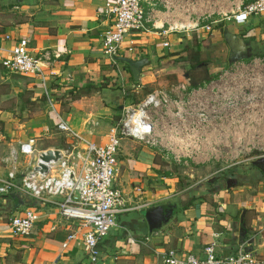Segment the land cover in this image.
Wrapping results in <instances>:
<instances>
[{
    "label": "crops",
    "instance_id": "obj_1",
    "mask_svg": "<svg viewBox=\"0 0 264 264\" xmlns=\"http://www.w3.org/2000/svg\"><path fill=\"white\" fill-rule=\"evenodd\" d=\"M24 1L26 2L13 6L14 10H18V15H23V21L11 20L8 24L0 25V61L17 38H26L30 50H49L58 56L52 60V68L58 73V79L49 84L50 97L54 92H79L80 100L77 105L80 106L77 107L76 115L65 116L59 109L60 105L51 97L55 112L86 140L98 145L105 143L112 127V95L120 94V89L138 91L139 84L145 83L142 81L151 83L155 77L151 67L157 63L158 58H162V61H174L178 56H172L173 54L188 45H197L202 53L201 60H205L211 52L201 51L206 36L194 33L190 36L189 32L205 31L202 29L204 25L218 29L230 26H234L232 29L245 28L247 32L242 39L247 56L249 48L244 40L246 36L252 32L255 34L256 27H259L260 39H264V13L243 23L235 24L224 20V15L238 13L237 7L242 0H169L167 10L162 6L157 8L160 12L157 26L162 24L167 29L168 25H172L178 29L183 28L184 33H170L166 37L154 33L127 36L125 42L132 41L135 49L131 53L122 50L118 57L134 60L149 58L151 61L148 71L145 73L143 69L139 80L135 82L125 63L110 59L102 51V36L109 25V21L102 16L106 0ZM195 26L197 27L194 28ZM5 36H10L12 40H5ZM164 42H168V48H163ZM211 43H215L214 40ZM158 67L161 68L157 65L154 68ZM140 85L145 88L144 84ZM93 88L101 93L105 101L104 107H90L85 91ZM8 89L14 93L16 100H20V111L30 101L32 103L43 96V90L35 79L7 74L0 67V137L3 138L0 141L2 147L6 148L3 155L11 144L35 137L36 130L40 133L45 130L50 132L55 124V118L49 112L46 119L44 116L39 119L37 115L21 120L13 117L11 109L6 106V99L11 96ZM124 99L125 104L129 103L130 98ZM47 108L49 111L48 106ZM102 111L109 113L102 116ZM89 118L96 119L97 124L103 127L100 132L97 127L89 126ZM123 144L133 147L136 143L123 140ZM49 148L51 147L44 149ZM125 152L123 151L125 156L118 153L117 186L133 198V189L140 187L142 199L150 207L134 211L138 215L136 224H132L134 220L126 219L118 227L119 230L117 228L103 238L99 245L102 264H162L161 253L167 249L187 251L201 257L203 249L209 243L215 244L218 255L234 254L238 246H244L255 258L264 259V175L263 179L245 175L238 181L231 179L230 184L221 183L220 188L212 194L211 204L196 199L191 208L179 213L158 230L150 231L144 225V210L170 204L165 202L171 199L175 191L174 184L167 177L155 174L159 167L154 161L156 155L152 150L144 147L142 150L129 152L127 149ZM2 173L3 170L0 169V174ZM185 173L192 175L191 172ZM6 197H0V205L9 208L11 215L26 207L34 208L37 211V222L29 237L14 238L7 225L11 215L7 216L8 219L0 218V264H87L81 246V230L74 240H66L72 228L67 220L57 214L56 209L49 205L41 206L32 199L20 196L23 205L12 211L15 201ZM52 225L56 227L54 231L50 230ZM76 230L74 227L72 231Z\"/></svg>",
    "mask_w": 264,
    "mask_h": 264
},
{
    "label": "built area",
    "instance_id": "obj_2",
    "mask_svg": "<svg viewBox=\"0 0 264 264\" xmlns=\"http://www.w3.org/2000/svg\"><path fill=\"white\" fill-rule=\"evenodd\" d=\"M168 5L169 0H106L102 16L109 25L102 36L103 53L114 60L122 50L133 52V42H125V38L133 34L154 33L166 37L170 33L184 32L183 28L172 25L167 29L162 24L157 26L160 20L157 8L162 6L167 10ZM237 11L236 16L224 15V20L229 22L233 18L236 23H243L262 15L264 0H242ZM202 29L209 31L211 27L204 25ZM5 40L12 39L5 36ZM13 42L0 61V67L7 74L35 79L55 115L53 128L64 137L65 146L38 149L36 137L11 144L7 153L0 157V169L3 170L0 197L16 193L41 206L56 209L72 228L66 240H74L81 230V246L87 264H102L99 245L118 227V216L150 207L142 199L140 187L133 189V198L116 184L118 153L123 140L146 147L155 155L171 156L177 164H187L189 159L211 154L208 130L213 116L220 121L235 119L247 128L264 127V58L254 57L241 64L243 72L237 67L230 68L216 81L190 89L184 84L172 87L171 91L160 88L149 92L138 104L127 103L120 118L109 129L105 143L95 144L55 112L49 84L58 79V73L52 68V60L58 56L49 50H30L26 38H17ZM162 46L168 48L169 44L164 42ZM219 82L223 91L218 102L215 93ZM43 133L47 134L49 130ZM48 150H57L59 160L45 164L46 173L35 172L42 164L40 155ZM36 222L37 211L26 207L12 214L7 225L12 237L27 238L33 233ZM74 227L76 231H72ZM55 229L52 225L50 230ZM161 259L162 264H264V259L255 258L244 246H238L234 254L218 255L214 243L203 249L201 257L167 249L161 253Z\"/></svg>",
    "mask_w": 264,
    "mask_h": 264
},
{
    "label": "rangeland",
    "instance_id": "obj_3",
    "mask_svg": "<svg viewBox=\"0 0 264 264\" xmlns=\"http://www.w3.org/2000/svg\"><path fill=\"white\" fill-rule=\"evenodd\" d=\"M11 3L17 5L18 2L17 0H0V25L2 23L8 24V22L11 20L23 21L22 19L23 15H18L16 13L18 10H14L15 7L10 8L8 6ZM234 15H229V17H232ZM230 19L231 22H234L236 24L235 19L233 18ZM232 27L234 28V26H230L227 29L225 28L222 29L221 27H219L218 29V27H215V28H211L209 31L194 32L193 30V32H189L190 36H192L193 33L197 35L204 34L206 36L203 44L205 45V48H203L202 45L201 51H205V52H207V50L211 51L209 52L210 56L208 55L205 57V60H202L203 62H205L204 66L198 67L194 71H190V73L193 75V77L196 80L206 77H212L210 81L211 80L216 81L219 79V76L223 72L229 70L230 68L237 67L239 72H243L242 68L240 67L242 63L246 64L249 61V59L258 57L260 55H264V39H260L261 30L257 29V32L255 34L252 32L249 35H247L246 38L244 39L249 48L248 56L233 62L231 65L228 64V61L226 60L228 49L226 47L224 34L228 32L236 35L237 37L242 38V36L245 35V32H247L245 28L237 29L235 27V29H232ZM177 33H184V32H177ZM212 40H214L215 43H211ZM192 43L193 42H191V44ZM188 44H190V41H188ZM188 47H192V46L188 45ZM233 64H235L234 67L232 66ZM171 66L177 71L190 70L189 68L190 66L188 65V63L185 62V60L176 59L173 61V64ZM147 68L148 67L143 68L145 73L146 71H148ZM166 74L167 71L165 69L158 67L156 69V73L154 74L155 77L151 83H146L147 81H142L145 83H140L139 81L140 84L145 85V88H142L141 87L142 85L139 84L140 88L138 89V91L129 89L128 91L125 90L123 92V90L120 89V94L118 93L117 95L113 94L112 95L113 106L110 113V116L112 117V125H114L115 122L118 120V118H120L121 116V110L126 105L124 103L125 102L124 97L127 96V94H129V98H130L128 100L129 104L135 105L143 100V98L146 96L147 91L152 92L160 88H164L166 89V91H171L172 87H174L170 84L172 77ZM8 87H10V85ZM217 87L218 90L217 93H215V95L217 96V100L219 102L222 96L221 92L223 91L220 82L217 83ZM231 90L233 91L232 87ZM132 91L133 93H131ZM180 93L183 94L182 91H180ZM10 95L11 96H8L6 99V106L11 109V114H13V117H17L21 120V119H30L31 116L37 115L39 119L43 116L45 117L43 118L46 119L47 114L49 112L55 118L54 113H52L50 109L49 111L46 110L48 108L46 106L45 98L43 99L40 96V98L42 99L40 102L37 103L33 101L32 106H30L29 104L25 106L23 105L24 106L22 107L23 111L22 110L20 111L19 108L20 100H16V98L14 97V93H11ZM79 95H80L79 92H70V93L54 92V94L51 97L54 99L56 103L60 105L59 109L61 113L67 116V114L76 115V113H78L76 111H78L77 107L80 106L77 105L78 103L77 101L80 100ZM85 95L88 98L90 107L96 108L105 105V101H103V97L101 93H98L97 88L87 89L85 91ZM102 113L103 116L104 113H109V112L102 111ZM90 118L88 120L89 126L97 127L96 129L98 130V132H100L103 127L97 124L96 119H90ZM53 129L54 128H52V131H50L47 134H44L43 132L40 133V131L38 130H36L37 132L36 131L34 132L35 137L38 139L36 143L37 144L36 147L38 149H44L46 147H51V148L64 147L65 139L62 136L56 134L55 129L54 130ZM1 131L2 128H0V132ZM256 136H260L259 139H254L256 138ZM208 137L210 138L209 142L212 151L211 154L208 155L207 157L204 158L201 157L200 159L195 157L193 159L187 160V164H177L171 156H167V157H162L160 155L155 156L154 161L159 167L158 172L155 171V174L157 173L158 177H163V176L167 177L169 179V182H173L174 184L175 191L173 192L171 199L165 203L171 204L173 202H179V200L181 202L182 201L186 202L190 198L199 199L203 196H209V194L214 193L218 188H220L219 186H221L220 185L221 183L226 185L227 183L231 182L230 180L233 178L235 179V181L242 179V177H245V175H252L253 177L251 178L254 177L262 178V173L260 172L261 170L258 168V164L264 161V140H263L264 127L247 128L244 126H240L235 119L234 120L222 119L220 121L217 118H215V116H213L211 125L208 130ZM1 140H3V138H1ZM1 142L2 141H0V156L3 155V153L6 150L5 146L2 147ZM125 146H126V150L128 149L129 152L132 150L137 151L144 149L143 146L138 144H134L133 147H130L127 144H123L121 145L122 149L120 150L122 151L121 153L124 156L125 154L123 153V151L124 152L126 151L124 150ZM121 153L119 152V154ZM119 159H121V157H119ZM185 172H191L192 175L190 176ZM9 215H11L10 209L6 208V206L4 208L2 207V205H0V218L8 219L7 216ZM126 219L127 220L132 219L134 220L132 224H136L135 220L138 219L137 212L118 216L117 226L121 227L122 223ZM144 225L146 228L147 227L146 222H144ZM119 229L120 228H118V230ZM114 230H112V232ZM112 232L110 231V233Z\"/></svg>",
    "mask_w": 264,
    "mask_h": 264
},
{
    "label": "trees",
    "instance_id": "obj_4",
    "mask_svg": "<svg viewBox=\"0 0 264 264\" xmlns=\"http://www.w3.org/2000/svg\"><path fill=\"white\" fill-rule=\"evenodd\" d=\"M15 4H9L8 6L10 8H12ZM257 29H259V27H256L255 31L257 32ZM178 56V59L180 60H185L186 63H188V65L190 66V70H183V71H177L176 69L172 68V64L173 61H162V58H158L157 59V63L153 64L154 66L151 67L152 72L155 74L156 73V65L157 66H161V68L167 70V69H172V72H167L166 75L172 77L171 79V85L172 86H176L178 84H184L186 85L189 89L190 88H194L197 87L198 85H201L204 82H208L210 81V79L212 77H206V78H201V79H195L193 77V75L190 73V71H194L196 70L198 67L204 66L205 62H203L201 60L202 58V53L197 49V45H192V47H184L180 52H178L177 54H173L172 56ZM258 57H262L264 58V55H260ZM155 67V68H154ZM186 75V76H185ZM209 78V79H208ZM147 93H149V91H147ZM146 93V94H147ZM126 98H129V94H127V96H125ZM41 98H45V96H41ZM41 98H37L35 99V102H40L42 99ZM46 99V98H45ZM29 103V102H28ZM31 103V101H30ZM29 103V104H30ZM33 103V102H32ZM31 103V105H32ZM118 118V117H117ZM119 119V118H118ZM258 182V180L256 181V183ZM212 194H209V196H203L197 200H205L208 203H212ZM6 197V196H5ZM6 198H11L14 199L15 204L12 207V211H16L21 205H23V201L20 198L19 194L16 193H12L7 195ZM195 198H190L188 199L186 202L184 201H180L179 202H173L171 204H165L162 205V207L165 208H169V210L172 211L170 217H169V221L171 219H173L175 216H177L179 213L185 211L186 209H189L193 206V203L196 201ZM31 205V204H30ZM146 210H144L145 212ZM165 225V224H164Z\"/></svg>",
    "mask_w": 264,
    "mask_h": 264
},
{
    "label": "water",
    "instance_id": "obj_5",
    "mask_svg": "<svg viewBox=\"0 0 264 264\" xmlns=\"http://www.w3.org/2000/svg\"><path fill=\"white\" fill-rule=\"evenodd\" d=\"M19 4H22L23 2H26L24 0H17ZM225 40H232V43H228V47L230 49V57L228 59V64H232L233 62L242 59L240 56L244 52H246V46L242 38L237 37L234 34L231 33H225L224 34ZM114 60L121 61L125 63L130 70V73L132 75V78L135 82H137L142 74V70L145 67L150 66L151 61L149 58H141V59H131L126 57H115ZM59 152L57 150H54L51 152L50 150L46 151V153L40 155V160L42 161V164H40L38 167L35 168V172L40 173H46L47 168L45 164L49 162H57L59 160ZM264 162V161H263ZM172 211H164L163 207L161 205L155 206L149 210H146L144 212V220L147 223L148 229L150 231L158 230L161 228L162 225L166 224L169 221V217L171 215Z\"/></svg>",
    "mask_w": 264,
    "mask_h": 264
},
{
    "label": "flooded vegetation",
    "instance_id": "obj_6",
    "mask_svg": "<svg viewBox=\"0 0 264 264\" xmlns=\"http://www.w3.org/2000/svg\"><path fill=\"white\" fill-rule=\"evenodd\" d=\"M224 39H225V38H224ZM225 41H227L228 43H232V42H233V41L230 40V39L225 40ZM227 42H226V47H227V49H228V54H227V58H226V60L228 61V59H229V57H230V49H229V47H228ZM209 56H210V53H209ZM246 56H247V54H246V52H244L243 54H241L240 57H241V58H245ZM258 168L261 170V173H263V172H264V162L259 163V164H258ZM262 175H264V173H263ZM163 210H164V211H168L169 208H165V207H163ZM146 224H147V223H146Z\"/></svg>",
    "mask_w": 264,
    "mask_h": 264
}]
</instances>
